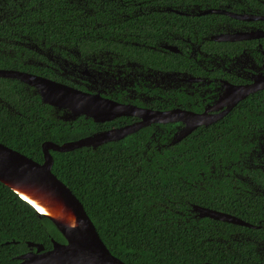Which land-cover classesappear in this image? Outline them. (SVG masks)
I'll use <instances>...</instances> for the list:
<instances>
[{
	"label": "trees",
	"instance_id": "1",
	"mask_svg": "<svg viewBox=\"0 0 264 264\" xmlns=\"http://www.w3.org/2000/svg\"><path fill=\"white\" fill-rule=\"evenodd\" d=\"M76 1L78 9L74 10V0H0V41L12 32L44 33L47 40L75 41L80 53L88 55L103 49H132L130 37L152 44L161 29L187 33L193 29L189 25L205 19L208 23L215 17L226 20L215 14L136 16L130 13L135 7L126 0L120 6L124 15L115 9L108 14L104 0ZM219 2L223 0H175L171 5L179 7L171 8L219 9ZM240 2L247 7L252 1ZM149 3L168 5L169 0ZM108 36L128 44L116 46L106 40ZM19 84L0 78L3 145L41 163L43 142L62 144L106 129L81 118L73 123L55 119L48 106L27 96ZM209 133L206 143L201 142L199 132L157 151L150 160H138L142 147L138 132L95 150L50 151L52 172L81 202L108 251L125 264H264V198L233 188L234 183L226 178L203 185L195 181L201 180L198 171L224 169L230 164L232 146L221 149ZM252 180L264 186V174L252 176ZM193 205L233 215L255 228L199 219L191 211ZM52 240L64 242L49 220L38 217L0 183V264H17L16 257L29 250L28 242L49 250Z\"/></svg>",
	"mask_w": 264,
	"mask_h": 264
},
{
	"label": "flooded vegetation",
	"instance_id": "2",
	"mask_svg": "<svg viewBox=\"0 0 264 264\" xmlns=\"http://www.w3.org/2000/svg\"><path fill=\"white\" fill-rule=\"evenodd\" d=\"M174 1L152 5L150 0H126L135 7L130 13L136 16L215 14L227 21L215 17L216 20L208 23L205 19L199 25H189L193 29L187 33L161 29L152 44H142L130 37L132 49H103L88 55L80 53L75 41L63 44L47 40L44 33L37 36L12 32L0 41V69L46 78L134 108L138 117L119 116L93 123L106 126L103 130L144 123L137 131L142 145L138 150L140 161L153 159L157 151L199 132L203 135L201 142L206 143L207 132H211L209 138L221 149L223 145L232 146L230 164L224 169L198 171L201 180L195 181L203 185L226 178L234 183L233 188L264 198V186L252 180V176L264 174V0H249L252 2L247 7L240 0H223L222 4H216L219 9L195 6L190 10L183 7L181 11L171 8L179 7L171 5ZM124 3V0H104V11L109 14L115 9L118 15H124L120 9ZM74 4L73 9H78V1L74 0ZM208 10H222L248 19L205 13ZM228 34L234 35L232 40H224ZM106 40L116 42V46L128 44L124 39L110 36ZM11 80L20 83L27 96L38 98L41 106H48L41 102L36 88ZM251 87L257 90L236 100L240 89ZM48 107L55 119L65 114L63 110ZM167 112L171 115H161ZM187 115L192 119L203 118L207 124L191 129L192 121ZM175 116L179 120L174 121ZM80 118L92 121L79 116L67 122ZM189 127L191 131L173 143L175 136Z\"/></svg>",
	"mask_w": 264,
	"mask_h": 264
},
{
	"label": "water",
	"instance_id": "3",
	"mask_svg": "<svg viewBox=\"0 0 264 264\" xmlns=\"http://www.w3.org/2000/svg\"><path fill=\"white\" fill-rule=\"evenodd\" d=\"M209 12L225 14L238 19H248L222 10L205 11V13ZM233 36L225 35L224 40H232ZM0 78L16 79L36 88L42 103L65 111L64 116L60 117V120L64 122L72 121L79 116L89 118L94 123L109 121L119 116L138 117V111L127 105H120L102 98L98 94L82 92L46 78L3 69H0ZM240 90L236 100L257 90V87ZM168 114L171 115V112L161 115L165 117ZM186 117L189 118L190 123L191 121L193 123L190 127L207 124L203 118L192 119L190 115ZM177 120L179 119L175 116L174 121ZM142 126L144 123L138 124L137 122L117 129L94 132L86 137L62 144L45 141L41 144L43 155L41 163L0 143V183L31 206L38 217L49 220L64 239L63 243L52 240V247L49 250H44L41 244L28 242L29 250L16 257L17 264H125L108 251L81 202L53 174V158L50 151L65 153L82 147L95 150L106 143L119 141L137 132ZM190 127L183 129L178 136H175L173 143L185 137L193 129ZM192 210L197 213L199 218H209L233 225L255 228V226L227 213L199 206H193Z\"/></svg>",
	"mask_w": 264,
	"mask_h": 264
}]
</instances>
